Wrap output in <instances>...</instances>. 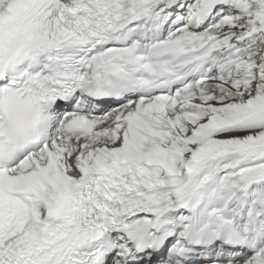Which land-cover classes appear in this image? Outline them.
Wrapping results in <instances>:
<instances>
[{
    "label": "snow or ice",
    "instance_id": "snow-or-ice-1",
    "mask_svg": "<svg viewBox=\"0 0 264 264\" xmlns=\"http://www.w3.org/2000/svg\"><path fill=\"white\" fill-rule=\"evenodd\" d=\"M0 264H264V0H0Z\"/></svg>",
    "mask_w": 264,
    "mask_h": 264
}]
</instances>
